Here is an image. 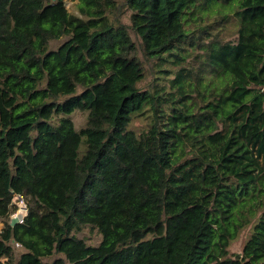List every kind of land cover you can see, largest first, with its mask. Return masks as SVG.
Listing matches in <instances>:
<instances>
[{
  "label": "trees",
  "instance_id": "16d2710c",
  "mask_svg": "<svg viewBox=\"0 0 264 264\" xmlns=\"http://www.w3.org/2000/svg\"><path fill=\"white\" fill-rule=\"evenodd\" d=\"M77 1L0 0V264H264V0H221L235 41L194 36L218 0Z\"/></svg>",
  "mask_w": 264,
  "mask_h": 264
},
{
  "label": "rangeland",
  "instance_id": "374dc122",
  "mask_svg": "<svg viewBox=\"0 0 264 264\" xmlns=\"http://www.w3.org/2000/svg\"><path fill=\"white\" fill-rule=\"evenodd\" d=\"M220 4L216 3L215 5L210 2L208 6L203 5V8L199 9V12L196 11V16L194 17L196 20L192 23V30L194 31L195 37H202L203 40H207L208 34L211 37H218V39L223 41H235L237 39V32L239 28L238 19L235 16V9L230 8L234 3L226 2L223 4V1L218 0ZM77 0H66V7L70 13L78 14L76 9ZM222 4V5H221ZM129 14L124 17V22L129 23L128 20ZM65 38V37H64ZM64 38H61L57 41H53L51 43V48H57ZM196 40H194L195 42ZM185 61H183V65L185 67L194 66L193 58L195 53H199L198 46H192L189 43L185 44ZM190 53L189 56H187ZM166 57V56H165ZM158 64V61H157ZM145 65H147L145 63ZM164 66V67H163ZM161 68L157 66L155 73L152 75V71L147 68V76L143 82L139 84L141 89H150L154 91L153 84H159L162 87H166L169 89L170 83L169 81L175 78L176 67L174 64H163ZM161 71V72H159ZM165 71H168V74H165ZM208 79V78H207ZM204 82L206 83L207 80L205 79ZM152 86V87H151ZM148 115L138 116L134 119V121L130 124V129L140 134L147 125L148 122ZM87 112L84 111H76L70 118L75 124L77 131L82 130L87 123ZM84 147H81V150ZM14 209L11 214V218L13 215L25 214V210H29L30 207V198L24 196L19 197L16 196L13 199ZM3 223V222H2ZM4 224V223H3ZM252 232V226L243 230L238 239L233 241L229 247L230 254H236L243 250L244 244L249 239ZM80 238H83L87 244L89 245H99L101 242L102 237L100 236L99 232L91 227H86L83 232L78 235ZM60 257V255H56L54 258L45 259L46 262L52 263L55 258Z\"/></svg>",
  "mask_w": 264,
  "mask_h": 264
},
{
  "label": "built area",
  "instance_id": "2783aa9c",
  "mask_svg": "<svg viewBox=\"0 0 264 264\" xmlns=\"http://www.w3.org/2000/svg\"><path fill=\"white\" fill-rule=\"evenodd\" d=\"M16 197V196H15ZM14 197V198H15ZM19 197H23V196H19ZM27 214H28V210L26 209L25 210V214H22L23 216H22V219L20 220V222H23V218H25L26 216H27ZM13 217H18V215H16V214H14L13 215ZM3 227H4V224L2 223V222H0V234L2 233V231H3ZM2 262H5V261H7V259H2L1 260Z\"/></svg>",
  "mask_w": 264,
  "mask_h": 264
},
{
  "label": "water",
  "instance_id": "95a60500",
  "mask_svg": "<svg viewBox=\"0 0 264 264\" xmlns=\"http://www.w3.org/2000/svg\"><path fill=\"white\" fill-rule=\"evenodd\" d=\"M21 219H22V215L19 214L17 218H14V219L12 220V225H14L15 223H17V222H18L19 220H21Z\"/></svg>",
  "mask_w": 264,
  "mask_h": 264
},
{
  "label": "clouds",
  "instance_id": "9594fccd",
  "mask_svg": "<svg viewBox=\"0 0 264 264\" xmlns=\"http://www.w3.org/2000/svg\"><path fill=\"white\" fill-rule=\"evenodd\" d=\"M24 197V196H23ZM14 205V204H13ZM28 215V214H27ZM23 216V215H22ZM14 218H17V217H13L12 219H14ZM24 219V218H23ZM18 222H20V220L18 221Z\"/></svg>",
  "mask_w": 264,
  "mask_h": 264
}]
</instances>
